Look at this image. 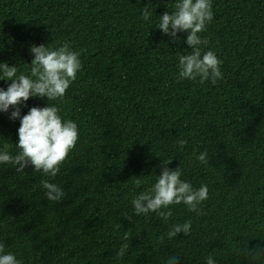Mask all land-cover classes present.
<instances>
[{"label":"trees","instance_id":"1","mask_svg":"<svg viewBox=\"0 0 264 264\" xmlns=\"http://www.w3.org/2000/svg\"><path fill=\"white\" fill-rule=\"evenodd\" d=\"M174 3L0 0V62L25 69L33 45L71 42L82 53V71L52 102L80 129L55 180L64 198L48 201L32 166L24 174L0 166V242L24 264H163L174 254L179 264H203L213 251L218 264H245L242 242L264 248V0H213L202 35L223 62L215 85L177 81V57L191 51L186 32L174 42L138 20L144 7L159 17ZM47 104L30 97L22 115ZM10 112L0 113V138L14 151L20 122ZM204 150L208 164L198 165L194 153ZM170 157L169 168L209 186L203 215L173 207L170 222L191 219L192 230L171 240L157 215H122L131 214L133 180L151 181ZM127 231L130 252L117 261Z\"/></svg>","mask_w":264,"mask_h":264},{"label":"clouds","instance_id":"2","mask_svg":"<svg viewBox=\"0 0 264 264\" xmlns=\"http://www.w3.org/2000/svg\"><path fill=\"white\" fill-rule=\"evenodd\" d=\"M169 7L171 12L159 17L153 14L152 5L139 10L141 26H147L148 30L155 26L174 42L178 40V33L186 32V43L191 51L177 57V81L215 85L223 79V62L216 51L207 48L208 41L202 35L214 20L213 0H175ZM30 52L34 58L25 69L0 62V81H10L6 89L0 87V113L8 114L11 109L9 118L20 122L14 151L10 150L11 145L7 141L0 138V166L10 165L21 174L32 166L43 177L40 186L44 196L55 203L65 196L64 189L55 180L77 146L80 129L75 120L65 118L59 105L52 102L65 96L82 71V53L71 42L60 46L33 45ZM30 97L47 98L48 104L42 108L32 107L22 115V108L27 107ZM178 143L183 146L184 141ZM208 157L207 150L194 153L198 165H207ZM162 159L159 176H148L152 177L151 181L133 180L135 194L129 201L131 214L124 212L122 215L129 221L133 217L157 215L168 224L166 235L171 240L180 233L188 236L192 230L191 219L170 222L173 207L183 205L187 212L203 215V205L209 199V186L206 183L195 186L184 175L182 167L173 170L167 166L171 157ZM120 227L119 224L115 226L117 231ZM131 238L130 231L120 236L122 242L115 253V260L123 261L129 255ZM6 247L0 242V264H24L16 254L6 251ZM236 252L245 264H264V248L250 251L247 241H244ZM179 258V254L168 256L163 264H179ZM203 264H218L214 251L203 258Z\"/></svg>","mask_w":264,"mask_h":264}]
</instances>
